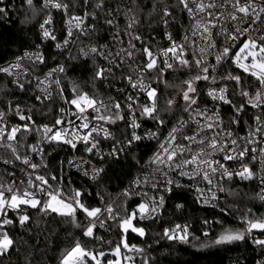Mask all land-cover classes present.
Returning <instances> with one entry per match:
<instances>
[{
  "label": "snow or ice",
  "instance_id": "obj_1",
  "mask_svg": "<svg viewBox=\"0 0 264 264\" xmlns=\"http://www.w3.org/2000/svg\"><path fill=\"white\" fill-rule=\"evenodd\" d=\"M24 3L36 12L33 0H24ZM160 3L163 6L160 8L159 18L165 28L175 20V7L187 14L191 24L180 41L173 39V33L166 31L164 35L168 45H158L153 51L152 44L133 31L134 25L138 23L137 15L143 7L137 0H131V6L125 5L123 8L119 0H116L115 9L111 7L109 0H82V15L75 14L76 4L70 7L65 0H43L40 9L45 16L43 22L39 23L40 39L55 42L57 50L69 48L70 43H74L80 36L95 33L94 25L84 24L89 16L97 19V12L90 13L89 8L106 11L103 23L108 26L114 23L113 12L117 16L124 15L129 21L124 30V35L129 38L126 47L121 41L120 48L113 53L105 51L109 48L106 44L84 46L79 48V54L85 57L95 54L108 61V67L94 62V82L114 81L116 70H119L120 83L126 81L128 88L135 90L137 95L127 94L128 89L120 88V94L124 98L122 105L120 97L109 95L105 98L95 93L89 94L79 85L72 84L71 98L68 99L65 98L60 79H56L51 82L57 86V95L70 107L59 108L60 115L53 117V123L36 124L32 115L34 109L28 108L25 112L18 102L13 105L9 101L7 109L0 110V148L10 153V157L3 158L2 162L5 165L19 162L23 173L19 183H0V257L8 254L15 246L9 231L17 225L27 228L32 220L31 213L35 211L39 218L55 214L80 232V237L68 233L71 243L61 249L58 264H135L134 257L127 254L129 252L141 255L140 264H150L149 259L143 255V248L128 243L127 234L131 232L141 238L145 237L146 229L136 225L145 219H155L158 209L165 203V196L150 198V203L148 200H141L129 211L126 203L132 199L133 190L126 187L118 194L122 198L119 204L115 203L110 194L108 201H105V194L97 191L95 197L99 206L94 205L89 201L92 194L87 188L73 187L65 191L62 179L63 161L59 163V176L49 171L46 155L51 156V153H46L41 145H47L53 150L67 146L76 151L82 145L83 151L96 157L100 166L92 163L91 159L85 161L83 157L75 161L70 159L68 164L80 170L88 180L100 183L108 168L113 164L119 165L120 157L132 152L134 147H138V142L155 141L157 148L145 162L149 167H155L152 173L143 177L145 183L150 184L153 189L162 186L164 192L171 193L173 187H184L180 180L173 178L172 173H175L181 178L187 177L190 181L197 182L195 191L198 201L215 207L220 202L219 193L225 192L224 182L235 178L241 181L258 180L260 191L256 193V198L264 202V147L260 146L264 144V0H177L175 7H170L163 0ZM2 4L4 0H0V5ZM156 8L157 4L153 0L151 12H155ZM52 9L62 12L65 17L66 34L62 41L58 40L53 27L55 21ZM0 14L7 16L6 7L0 6ZM73 23L79 30L78 34L70 26ZM189 32L191 37L198 38L199 43L197 39L190 40ZM119 36V31L113 33V39H118ZM136 42H139V47ZM36 48L39 49L40 45ZM24 56H29V53L25 52ZM32 56L34 65L45 63L41 52L36 51ZM69 58L75 59L70 48ZM22 59L17 56L15 63L0 67V73L13 76V69L21 67ZM121 65H126L127 70L121 68ZM225 65L229 66V70L222 73ZM185 70L191 74L182 81L177 95L168 97L161 108L162 93L158 86L165 78V73H183ZM57 72L64 73L65 67L58 64L45 73V80L36 78L37 88L43 93V96L34 95L36 101L42 103L52 99L51 92L40 88V85ZM200 81L209 82L208 90L203 95L213 102L212 109H208L206 105L201 106ZM11 83L21 92L25 91V84L19 79H12ZM108 86L113 91L117 90L115 83ZM233 96H239L242 103H233ZM141 97L144 99L143 103L140 102ZM222 105L232 108L229 129L231 125L240 123L248 108L257 110L251 117L254 125L248 126V135L237 136L222 127ZM176 109H181V113L169 128V117L177 116ZM51 111L49 108L48 112ZM137 113L141 121L150 119L155 130L148 129L143 135L139 134L137 130L142 128V123L138 122ZM10 115H15L23 123L9 126L6 120ZM118 121L125 123L124 132L119 136L111 131V126ZM165 128L168 129L166 134ZM33 132L38 136L36 144L21 141L20 137ZM102 141H111L109 150L105 151L101 147ZM17 145L26 149L23 155ZM257 154L261 168L259 172H254L246 161L249 156L255 161ZM37 155L40 157L38 163L34 160ZM132 159L137 164L140 163V158L135 153ZM227 161H233L240 167L230 170L225 163ZM85 164L88 166L84 167ZM6 174L15 175L7 170ZM199 182L207 185V191L199 186ZM132 183L139 186L140 177ZM231 194L229 191V195ZM182 207V204H176L177 209ZM220 211L225 212L226 209L220 208ZM81 217L86 223H81ZM203 223L207 225L209 221L204 220ZM240 223L243 225L240 228H223L210 244H202L201 247L246 242L250 239L264 256V215L257 216L248 209L242 213ZM106 226H114L118 231L119 239L114 247L111 246L112 241H104L103 237L96 235L98 227ZM162 235L169 241L187 244L189 226L176 224L165 228ZM203 236L208 238L209 232L204 231ZM83 238L90 242L98 241L101 245L107 243L109 249L105 251L103 247L89 248ZM256 264H264V259L257 260Z\"/></svg>",
  "mask_w": 264,
  "mask_h": 264
},
{
  "label": "trees",
  "instance_id": "obj_2",
  "mask_svg": "<svg viewBox=\"0 0 264 264\" xmlns=\"http://www.w3.org/2000/svg\"><path fill=\"white\" fill-rule=\"evenodd\" d=\"M70 5H77L75 14L82 15L83 9L82 0H65ZM121 6L123 4L131 6V0H119ZM157 8L155 12H151L153 0H137V3L142 7L138 13V23L135 25V32L141 35L145 41L150 42L153 46V51L156 47L165 45L163 37V27L160 24V8L163 6L160 0H155ZM170 7H175L177 0H163ZM36 12L24 3V0H4L8 14L4 16L0 14V65L15 59L25 50H42L45 57V63L35 68L37 72L45 70L61 64L65 67V74L62 76V83L65 91L70 98L69 87L72 84L79 85L84 91L89 94L100 93L108 89L106 82L93 81L94 62L99 65L98 57L84 58L79 54V48L91 45H100L110 43V27L103 23L106 11L95 10L89 8L88 11L97 12V19L90 18V23L95 26V33L91 36H80L74 43H70L69 48L71 55L75 59L69 58V48L57 50L54 43L40 39L39 23L43 22L45 16L44 11L40 9L43 0H33ZM109 4L113 9L116 6V0H109ZM54 16V27L59 36L64 35L65 17L62 12H57L52 9ZM120 23H125L121 17H118L113 12ZM151 13V15H150ZM175 20L170 23L176 35L183 33L188 25L189 18L186 13H182L179 7H175ZM78 34V33H77ZM40 45L37 49L36 46ZM229 66L221 70L222 73L227 72ZM191 73L185 70L168 71L165 73V78L159 83V91L162 93L160 99V107H164V101L173 95H177L182 87V81L187 79ZM243 76V74H241ZM155 76V73H153ZM199 91L204 94L208 88L209 82L200 81ZM94 85H98L94 86ZM153 86H156L155 84ZM232 90L230 89V92ZM36 92L31 85L25 86V91L21 92L17 87L13 86L11 81L4 75L0 74V109L6 108L8 102L13 105L19 103L20 106L27 111L28 108H33V119L36 123L53 121V117L57 116L60 106L58 98L45 100L42 103L34 99ZM201 95V97H202ZM233 103H242L239 96H233ZM52 111L49 113L48 109ZM257 110L248 108L247 114L241 117V120H251L253 112ZM177 116L169 117L168 127L170 128L176 119L179 118L181 109H176ZM229 112V109H226ZM41 113H48L42 115ZM230 114V113H229ZM146 123L151 127L155 125L150 119H145ZM116 129V126H113ZM168 130L167 128L164 129ZM37 135L33 132L26 137H20L21 141L32 144L35 142ZM19 152L23 155L25 148L17 145ZM154 144H141L132 149V152L120 157L119 165L113 164L108 168L107 174L100 183H91L76 173H71L66 170V161L71 154V148L65 146L63 148H53L45 146L46 153H51V156L46 155V160L49 162V171L60 175L59 163L63 161V176L62 179L65 185V191L70 188H87L92 194L89 201L98 205V200L95 193L100 191L104 193L105 201H108L109 194L115 203L119 204L121 199L119 193L122 189L130 187L133 178L145 167V162L153 151ZM135 153L140 158V163L137 164L132 155ZM10 157V153L0 148V179L9 180L7 172H11L10 165H5L2 162L3 158ZM40 159V158H39ZM37 160V163L39 162ZM15 166L22 167L19 162ZM107 167V166H106ZM225 192L220 208H225V212L219 209H211L202 207L197 199L186 191H175L167 199L166 208L161 215L153 220L139 221L136 226H142L146 229V236L141 238L135 233L127 234V241L130 245L134 244L137 247L144 249L150 264H256L259 259H264L260 249L256 248L251 240L246 242H238L227 245H218L212 247H201L202 244H210L212 239H215L217 233L223 228H240L243 225L240 223L242 213L251 209L257 215H264V202L256 198V193L259 192L258 183L253 181H241L234 179L233 181L224 182ZM229 191L232 193L229 195ZM141 200L140 197L132 194V199L126 203L129 211L136 206ZM176 204H182L180 209L176 208ZM32 220L27 228H20L19 225L15 229L9 231L10 236L15 241V246L10 252L3 257H0V264H58V256L61 249L70 245L71 240L68 238V233H74L75 237H80L79 230L73 229L70 224L61 220L55 214L39 218L35 211H32ZM12 215V213H10ZM139 219V218H138ZM204 220L209 223L205 225ZM81 223H86L81 217ZM111 223V222H109ZM176 224L189 226L190 236L187 244H182L174 241H169L163 237V230L175 226ZM208 231L209 237L203 236V232ZM96 235L103 237L104 241H112V247L119 239V234L116 227L106 226L105 228H97ZM83 242L88 244L89 248L103 247L108 251L109 245L104 243L101 245L97 242H90L87 238H83ZM137 264L141 262V255L132 253Z\"/></svg>",
  "mask_w": 264,
  "mask_h": 264
},
{
  "label": "built area",
  "instance_id": "obj_3",
  "mask_svg": "<svg viewBox=\"0 0 264 264\" xmlns=\"http://www.w3.org/2000/svg\"><path fill=\"white\" fill-rule=\"evenodd\" d=\"M124 6H125V4H123L121 7L123 8ZM129 15L131 16L132 14L129 13ZM113 17H114V23H113L112 26H109L110 27V30H111V32H110V34H111V36H110L111 37L110 38V43L106 44V45L109 46V48L105 49V51L110 50L113 53H115L120 48L121 41H123V46H125V47L127 46V41H128L129 38H128V36L124 35V30H125L126 24L129 21H127L125 19V17H124L123 14H120L118 17H121L123 20H125V23L124 24L123 23H120V21L117 19V17L115 16L114 13H113ZM90 18H91V16H89V18L86 21H84V24H86V25H92L90 23V21H89ZM190 24H191V22L189 20L187 27L185 28V30L183 31V33L180 34V35H176L174 33V30H173V28L171 26L165 28L161 24V26L163 27V37H164V41H165V45H163L162 47H166L168 45V43H169L168 40L165 38V35H164L166 31L173 33V39H175L177 41H180L181 38L185 35L186 30L189 29ZM70 26L73 28L74 33H79V30L75 28L74 23L72 25H70ZM54 29H55V27H54ZM117 31H119L120 36H119L118 39H113V33L117 32ZM133 31L135 32V25H134ZM55 32H56V35L58 37V40H61L62 41V38H63V36L66 33L64 32V35L60 37L56 30H55ZM188 34L190 36V40L191 39H197V41H198V38L191 37V33L190 32ZM48 41H51V40H48ZM51 42H53V41H51ZM53 43H55V42H53ZM136 43H137V47H139V42H136ZM198 43H199V41H198ZM200 46H203V45L201 44ZM61 49H64V47H62ZM36 51H39V52H41L44 55V53H43L42 50H25L22 54L18 55V56L22 57L23 59L20 61L21 67L18 68V69H13V72H14V75L13 76H6L4 73H0V74L6 76L10 81H12V79H19L20 82H22V83L25 84V86L26 85H31V87L36 92V94H39V95L43 96V93L40 92V90L37 88V79L36 78L39 77L40 80H45V73H48L50 71V69L57 67V65L54 66V67H51V68H49L47 70H45L44 72H37L35 68H38L42 64H39V63H37L35 65L33 64L34 56H32V53H34ZM25 52H28L29 53V56H24V53ZM91 57H98V59L100 60V62H99V65L100 66H102V67H108L109 66L108 61H105L103 58H101L98 55L90 54L88 57H85L84 56V58H86V59L91 58ZM15 62H16V58L13 59V60H11V61L6 62L5 64L0 65V67H4V66H7L10 63H15ZM121 68L125 69V71L127 70V66L126 65H121ZM64 74H65V72L64 73H58V72L57 73H53L52 76L49 78V80H46L43 85H40V88L46 89L48 92H51L52 99L58 98L60 100V106H59V108L63 107L65 109H68L70 106L68 104L63 103V100L61 99V97L57 95V92H56V87L57 86L54 83L51 82V81H54L56 79H60L61 85L63 86L62 76ZM119 77H120V72H119V70H116V79L114 81H105L106 84H107V86L110 83H115L116 86H117V90L116 91H113L112 88L108 86L109 90L108 89H105V91H101L100 93H95V94L97 96H102V97H105V98L107 96H109V95L120 97V102H121L122 105L124 103V98L120 94V91H119L120 88L128 89V93L127 94H131L133 96L137 95V93H136L135 90H132V89H129L128 88V85H127V82L126 81H124L123 83H120ZM13 86H15V85H13ZM63 88H64V92H65V98L70 99L71 97L70 98L68 97V95H67V93L65 91V87L64 86H63ZM71 88H72V86L69 87V93H70V95H71ZM207 90H208V88L204 91V93H206ZM47 101H49V100H47ZM200 101H201V106L202 107H204L206 105L208 109H212L213 108V102L211 101L210 98L206 97V95H202V97L200 96ZM140 102L141 103L144 102L143 97H141ZM7 107L6 108H1L0 110H6ZM227 108L229 109V112L228 113L226 112V109ZM220 110H221V114H222L223 121H224V124H223L222 127L225 130H231L237 136H246V135H248V126L249 125H254V122H253L252 119L250 121H248V120H240V123L239 124H233V125H231V128L229 129L228 128V124H229L230 116L232 114V108L229 105H222L221 108H220ZM57 115H60L59 109H58ZM184 115H185V118H187L186 114H184ZM71 118L72 119H75V117H71ZM137 119H138V122L142 123V128H140V129L137 130L139 134L143 135L144 132L146 130H148V129L155 130V126L154 127H151L150 125H148L146 123L145 120H142L141 121L139 119V113H137ZM245 121H247V123H245ZM6 123L9 126H11L13 124L23 123V122L19 121L18 120V117H16L15 115H10V118H8L6 120ZM45 123L51 124V123H53V121L39 122V123H36V124L42 125V124H45ZM104 126L105 127H109L108 125H104ZM113 126H116V129H114ZM124 129H125V123L123 121H118L116 125H112L111 126V131L115 135H117V136L121 135L124 132ZM130 131H131V129H129V132ZM166 132H167V130H165V134H166ZM37 139H38V136H37L35 142H33L32 144H36ZM161 139H163V137ZM257 139H259V137H257ZM149 143L154 144L153 151L151 152V155H152L153 152L157 148V144H156L155 141L143 140L141 142H138V146L141 145V144H149ZM45 146L46 145H41V147H43L44 149H45ZM260 146L261 147H264V144H261ZM101 147L105 151L109 150V148L111 147V141H109L107 143H104L102 141ZM79 149H80L79 151H76V150H72L71 149V154L69 155V157H68V159L66 161L65 168H66L67 171H69L71 173H76L80 177L84 178L85 180H87V181H89L91 183H94V182L88 180L87 178H85L82 175V172L80 170H78L75 167H70L69 164H68V161L70 159L75 161V160H78L80 157H83L85 161H88L89 159H91V162L92 163L97 164L98 167L100 166L99 163H98V161H97V158L96 157L91 156L89 153H86V152L83 151V146L82 145L79 146ZM29 154L32 155L31 153H29ZM39 158L40 157L38 155L37 156H34L35 162H37V160ZM225 163L229 167L230 170L231 169H236V168H239L240 167L239 164H237V163H235L233 161H227ZM246 163L249 164V167L252 169V171L259 172V170L261 168L260 161H259V154H257V159L255 161H253L252 158H251V156H249L248 157V160L246 161ZM87 166H88L87 164L84 165V167H87ZM10 167H11V170H12L11 172H14L15 175L9 177V180H10L9 182L6 181V180H4V179H0V183H11L13 181H15L16 183H19L20 182V180H21V178L23 176V173L20 171V168L21 167L19 168V167L15 166V164L14 165H10ZM153 167H155V166L153 165V166L149 167L148 165H145V167L132 180V182H133V181H135L137 179V177H140V184H139V186H137L136 184H134V183L131 182L130 188L133 190V193H135L136 196L140 197L143 200H148L149 203L151 202L150 201V198L155 197V198L158 199L160 195H164L165 196V203H164L163 207H161L160 209H158V212H157L155 218L162 214V212L166 208V204H167L168 197L173 192H175V191H186V192L192 194L197 199L198 194L195 191V186H196V183L197 182L190 181L187 177L181 178L178 175H176L175 173H172L173 178L180 180V182L183 185H185L184 187H182V188H175V187H173V191L171 193L164 192L162 186L160 188L153 189L150 186V184L145 183V181L143 179V177L146 174L152 173ZM235 179L240 180L239 178H235ZM255 181L258 183V186H259V181L258 180H255ZM189 185H191V186H189ZM199 186L201 188H204L205 191H207V185L205 183L199 182ZM259 191H260V186H259ZM136 193H140V195H137ZM219 196H220V202L215 207H213L211 204H204V203L198 201V199H197V201L200 203V205L202 207L211 208V209H219L220 206H221L222 200H223V193H219ZM143 221H148V219H145ZM169 228H171V227H169ZM256 235H259V233H256ZM262 238H264V237H262Z\"/></svg>",
  "mask_w": 264,
  "mask_h": 264
},
{
  "label": "rangeland",
  "instance_id": "obj_4",
  "mask_svg": "<svg viewBox=\"0 0 264 264\" xmlns=\"http://www.w3.org/2000/svg\"><path fill=\"white\" fill-rule=\"evenodd\" d=\"M127 254H128L129 256H133V255H132V252H129V253H127ZM135 264H137V263L135 262Z\"/></svg>",
  "mask_w": 264,
  "mask_h": 264
}]
</instances>
